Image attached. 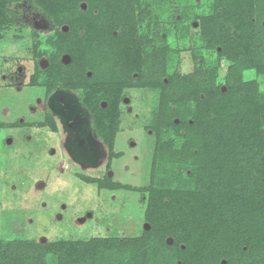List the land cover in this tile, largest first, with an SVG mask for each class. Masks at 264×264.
<instances>
[{
  "label": "rangeland",
  "instance_id": "obj_1",
  "mask_svg": "<svg viewBox=\"0 0 264 264\" xmlns=\"http://www.w3.org/2000/svg\"><path fill=\"white\" fill-rule=\"evenodd\" d=\"M109 2L119 4L117 10L104 13L105 24L115 28L121 22L120 28L125 29L124 41H128L126 45L133 42L137 48L139 46L142 50L140 71L144 76L141 87L121 92L125 100L119 102L118 129L111 149L106 139L96 135L89 124L91 117L80 104L82 95L77 92L63 91L74 105L67 108L68 115L65 110L52 108L60 120L57 121L58 132L37 125L34 117L19 126L8 125L7 122L12 121L11 102L20 100L31 88L37 90L44 79L40 76L39 81L29 80L30 60L34 59L31 51L44 50V56L47 51L53 52L51 45L49 48L51 25L54 28L66 18L56 17L52 5L47 4L49 8L43 18L30 6V1L13 0L10 5L12 22L0 25V241L3 243L67 241L75 244L78 256V249L87 248L92 240L141 235L149 227L145 211L152 190L186 187V182L179 184L174 174L179 171L183 178L189 169L180 167L175 160L165 163L159 157L167 142L180 151L184 150L185 142L175 128L165 130L162 127L160 132L156 131V124L164 120L156 116L161 87L159 80L148 73L156 72L163 82H167L169 76L201 79L212 75L221 90H225L231 62L218 57V47L208 46L200 26L201 16L214 10L215 0ZM35 21L42 22L40 45H35L30 36ZM119 42L118 38L110 37L108 51L97 60L99 66L101 63L104 66L105 62L110 70L107 73H111L108 75L100 69L98 72L104 74L103 77L98 75L99 79L109 81L120 76L125 82L126 73L118 71L119 63L114 61L118 51L123 50ZM55 52L53 60L59 57ZM71 64L65 71L54 64V80L66 71L73 73L76 66ZM19 65L21 69L17 68ZM13 72L18 79L12 81L10 74ZM241 75L243 80L256 78L264 90L263 79L258 78L252 68H245ZM16 85L21 86L20 91H15ZM34 85L38 87H32ZM188 104L189 108L194 106L192 101ZM20 110L15 107L13 113L17 115ZM177 114L178 111L173 117L176 124L179 123ZM78 140L80 143L76 147ZM42 147L47 152L54 150L52 156L43 161ZM171 172L174 178L169 184ZM166 242L173 243L172 237L168 236ZM57 257L48 255L47 263L57 264Z\"/></svg>",
  "mask_w": 264,
  "mask_h": 264
},
{
  "label": "trees",
  "instance_id": "obj_2",
  "mask_svg": "<svg viewBox=\"0 0 264 264\" xmlns=\"http://www.w3.org/2000/svg\"><path fill=\"white\" fill-rule=\"evenodd\" d=\"M12 1L0 0V25L11 22ZM31 2L61 4L59 0ZM214 3V10L201 16L200 26L208 46L218 47V57L231 62L225 90L212 75L201 79L169 76L163 82L156 72L148 73L161 87L156 116L164 120L156 124V131L175 128L185 142V151L174 150L167 142L159 157L189 169L183 178L179 171L174 174L186 187L152 190L145 211L149 227L139 236L95 239L87 248L78 249V256L75 244L67 241H0V264H48L46 257L52 254L59 256L57 264H112L116 260L117 264H264V90L256 78L243 80L241 75L245 68H252L264 81V0ZM120 26L118 22L115 38L122 48L125 29ZM58 32L62 33L59 27ZM66 46L55 42L52 48L60 54ZM127 47L137 60L131 59L128 79L142 86L139 49L133 42ZM118 54L121 58L122 50ZM54 64L63 71L72 65L52 59L40 73L50 71L49 75ZM133 71L139 75L133 77ZM73 78L66 71L50 83L73 87ZM123 81L114 76L107 83L94 82L98 96L87 104L96 133L106 139L109 149L118 129ZM100 100L106 101L105 107L99 105ZM191 101L194 106L189 108ZM177 111L178 124L173 121ZM173 178L171 172L169 184ZM168 236L173 243L166 242Z\"/></svg>",
  "mask_w": 264,
  "mask_h": 264
},
{
  "label": "flooded vegetation",
  "instance_id": "obj_3",
  "mask_svg": "<svg viewBox=\"0 0 264 264\" xmlns=\"http://www.w3.org/2000/svg\"><path fill=\"white\" fill-rule=\"evenodd\" d=\"M30 1L31 5L35 8V10L44 17V12L46 9L49 8L47 4L42 5H36L33 4ZM47 1V0H46ZM64 0H59L61 3L58 6H53V11H56L57 16L61 19H65L54 28L51 25L52 32L51 38L49 39V48L50 45L53 46L55 42H62L67 43L68 46H66V50L59 54L58 59L63 65H69L70 63H73L76 66V69H74V86L73 87H61L60 85L56 83H50L54 80V75L52 74L53 71L47 75L49 72L45 71L44 73H40V71L46 70L50 65V59H54L57 54L55 50L47 51L46 56H44L42 53L44 50H39L38 48H35L31 51V58L34 57V59H31V71L29 73V80L30 82L37 81L40 79V75L43 74L41 77L44 78L43 81H40L39 84L42 86H39L37 90H32L31 88L29 91H25L21 99L19 100L17 98L16 102L12 101V108H11V117L10 122H7L8 125H17L22 124L23 121H30L29 119L36 120L37 125H41L43 127H47L50 130H56L58 128L57 121H60L58 117L54 115V111L52 108L58 109V110H65L67 115L68 111L67 108L73 107L70 98L67 96L66 92H77L80 95H82L80 99V104L84 107L86 112L89 111L87 109V104L95 102L98 91L96 90V87L94 82L99 83V81H107L103 79H99L98 75L102 76L104 73L111 75L110 70L107 69V66L103 63L104 66L98 64V59L103 58V56L106 54V51H108L106 48L107 46H110V37L117 36V28H110L106 26L104 21V13L107 12H113L114 10H117V5H112L109 3V0H66L68 4L65 5ZM44 2V0H42ZM64 3V4H63ZM63 4V5H62ZM86 14V16H84ZM102 14V15H101ZM20 15L18 12L17 16ZM49 15V14H48ZM68 16V18L66 17ZM13 20V17L11 19V22ZM42 22L35 21L33 25L30 28L31 31V40L33 39L35 45H40L39 41V35L41 31ZM58 27L60 28L61 32L58 34ZM64 27H66L64 29ZM60 39V40H59ZM128 41L123 40V56L116 59L120 61V63L117 65L118 71L125 72L126 75L129 74L128 69H130L131 64L133 63L131 59L135 62L137 60L135 58V55L132 56L131 53L128 51V45H126ZM119 44V43H118ZM142 45H140L141 48ZM139 48V46H138ZM49 50V49H48ZM34 52V53H33ZM55 52V53H54ZM133 53V52H132ZM139 55L138 57V64L139 69L141 70V53L142 50L140 49L138 51ZM16 55V54H14ZM64 55L68 56V61L64 62L63 57ZM17 56V55H16ZM41 59V60H40ZM99 66L100 68H98ZM58 67V66H57ZM17 68L21 69V66L19 65ZM68 68V67H67ZM59 69H63L59 67ZM103 70L104 73L98 72ZM39 75V78L37 77ZM131 75L133 77H136L139 75L137 71L131 72ZM46 76V77H45ZM103 77V76H102ZM41 78V79H42ZM56 78H60L59 75L56 76ZM10 79L17 80L18 77L16 76V72H13L10 74ZM37 79V80H36ZM99 79V81H98ZM11 81V83H13ZM130 83H133L134 85H129ZM16 84H20L17 82ZM121 92L124 89L129 88H138L141 87L137 84H135L134 81L130 82V80L127 78L125 79V82L123 83ZM13 85V84H12ZM34 88L38 87V85L32 86ZM21 86H14L15 91H20ZM49 89L51 91H49ZM33 98L29 100V98ZM123 95L121 96V101L123 100ZM125 100V98H124ZM123 100V101H124ZM20 101V102H19ZM99 105L102 107L106 106L105 100H100ZM120 105V104H119ZM118 105V107H119ZM18 107L21 108V110L15 115L13 113V108ZM15 115V117H14ZM5 118V117H4ZM88 119V118H87ZM32 122V120H31ZM73 124L72 122H70ZM6 124V123H5ZM92 126L94 124L92 118L90 120V123ZM2 125V124H1ZM94 127V126H93ZM9 128H12L9 126ZM94 132L96 133L95 128ZM58 132V130H56ZM55 132V133H57ZM28 137V136H27ZM80 141L75 142V146L77 147L79 145ZM45 142H43V146H45ZM58 144V142H57ZM43 148V147H42ZM46 148H43V159H48L52 154L54 153V150L46 151ZM47 156V157H46ZM52 158V157H51Z\"/></svg>",
  "mask_w": 264,
  "mask_h": 264
},
{
  "label": "water",
  "instance_id": "obj_4",
  "mask_svg": "<svg viewBox=\"0 0 264 264\" xmlns=\"http://www.w3.org/2000/svg\"><path fill=\"white\" fill-rule=\"evenodd\" d=\"M63 61H64V62H67V61H68V56H67V55H64V57H63Z\"/></svg>",
  "mask_w": 264,
  "mask_h": 264
}]
</instances>
